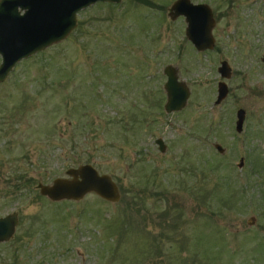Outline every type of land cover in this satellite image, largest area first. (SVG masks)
I'll use <instances>...</instances> for the list:
<instances>
[{"label": "rangeland", "instance_id": "obj_1", "mask_svg": "<svg viewBox=\"0 0 264 264\" xmlns=\"http://www.w3.org/2000/svg\"><path fill=\"white\" fill-rule=\"evenodd\" d=\"M191 1L216 11L213 51L168 17L172 0L95 1L0 81V215L18 216L0 264H264V0ZM222 56L234 72L214 104ZM166 63L189 89L169 112ZM82 162L112 177L116 201L38 193Z\"/></svg>", "mask_w": 264, "mask_h": 264}, {"label": "water", "instance_id": "obj_2", "mask_svg": "<svg viewBox=\"0 0 264 264\" xmlns=\"http://www.w3.org/2000/svg\"><path fill=\"white\" fill-rule=\"evenodd\" d=\"M95 1L119 0H0V81L16 61L65 37L76 24V12ZM167 15L170 19L183 16L186 22L184 35L196 50L211 47L213 18L206 2L172 0ZM261 60L264 61V53ZM218 70L223 77L229 74V66L225 61H221ZM162 72L165 74L163 109L166 112L178 110L185 104L189 89L178 78L176 66L166 63ZM225 93V83L219 80L214 102L218 103ZM242 115L243 110L237 109V129H240ZM154 143L158 150H164L165 143L161 137H155ZM215 146L221 149L218 143ZM64 174L53 177L50 182L37 181L35 186L38 193L51 201L79 199L87 192L110 201H116L120 196L112 177L108 173L99 172L89 162L68 166ZM17 221L15 210L0 215V242L12 236ZM247 221L252 223L253 216H249Z\"/></svg>", "mask_w": 264, "mask_h": 264}, {"label": "flooded vegetation", "instance_id": "obj_3", "mask_svg": "<svg viewBox=\"0 0 264 264\" xmlns=\"http://www.w3.org/2000/svg\"><path fill=\"white\" fill-rule=\"evenodd\" d=\"M227 1V0H226ZM230 1V0H229ZM207 3V2H206ZM208 5H209V8H210V10H211V16H212V18H213V24H212V26H211V35H212V38H213V42H212V45H211V47H208V48H206V49H204V50H209V51H213L214 49H215V43H216V41H215V36H214V33H213V31H212V29H214V23H215V18H216V11H215V13H213V5H211V4H209V3H207ZM217 45V44H216ZM264 53V52H263ZM263 53H261V55L259 56V58H260V60H261V56H262V54ZM221 61H225L226 63H227V65L229 66V74H228V76H226V77H223V76H221L220 75V72H219V70H218V66L220 65V63H221ZM262 61V60H261ZM263 63H264V61H262ZM215 70L217 71V73H218V75H219V79L216 81V85H215V97H214V99H213V103L214 104H218V103H220L221 102V100H223L226 96H227V94L229 93V91H230V88H229V85H228V83H227V80L231 77V75H232V73L234 72L233 71V69H232V67L230 66V64L228 63V61L224 58V56H222V57H220V58H218V61H217V64H216V66H215ZM219 80H222L224 83H225V86H226V93H225V96L218 102V103H215L214 102V100H215V98H216V94H217V82L219 81ZM239 108H241L242 110H243V115H242V120H241V124H240V129H237L236 128V118H237V116H236V111H237V109H239ZM245 115H246V113H245V109L243 108V107H241V106H238V107H236L235 108V110H234V130L236 131V132H240L241 130H242V126H243V121H244V119H245ZM215 143H218L219 145H220V148L221 149H219V148H217L216 146H215ZM212 145H213V147L215 148V150L219 153V154H225L226 152H228L229 151V148L228 149H226L224 146H222L219 142H216V141H214L213 143H212ZM254 156V155H253ZM253 156L251 157V159H253ZM256 156V155H255ZM256 158V157H255ZM255 158H254V160H255ZM257 159V158H256ZM244 161V156L243 155H241V156H239V158H238V162H237V166L238 167H241L242 166V164L244 163L243 162ZM252 167H253V169L255 168V166L252 164ZM250 216H253V220L255 219V216L254 215H250ZM248 218H249V216H248Z\"/></svg>", "mask_w": 264, "mask_h": 264}, {"label": "trees", "instance_id": "obj_4", "mask_svg": "<svg viewBox=\"0 0 264 264\" xmlns=\"http://www.w3.org/2000/svg\"><path fill=\"white\" fill-rule=\"evenodd\" d=\"M19 177H17V179H18Z\"/></svg>", "mask_w": 264, "mask_h": 264}]
</instances>
